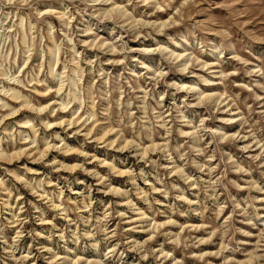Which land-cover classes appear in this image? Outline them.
Listing matches in <instances>:
<instances>
[{
  "label": "rangeland",
  "instance_id": "rangeland-1",
  "mask_svg": "<svg viewBox=\"0 0 264 264\" xmlns=\"http://www.w3.org/2000/svg\"><path fill=\"white\" fill-rule=\"evenodd\" d=\"M0 264H264V0H0Z\"/></svg>",
  "mask_w": 264,
  "mask_h": 264
},
{
  "label": "bare ground",
  "instance_id": "bare-ground-1",
  "mask_svg": "<svg viewBox=\"0 0 264 264\" xmlns=\"http://www.w3.org/2000/svg\"><path fill=\"white\" fill-rule=\"evenodd\" d=\"M79 121H80V120H79ZM75 123H76V122H75ZM75 126H76V125H75ZM82 127H84V126H82ZM80 128H81V127H80ZM82 129H83V128H82ZM82 129H81V130H82ZM104 137H105V136H104ZM101 138H102V137H101ZM100 140L103 141V139H100ZM100 140H99V141H100ZM111 144H112V143H111ZM30 157H31V156H30Z\"/></svg>",
  "mask_w": 264,
  "mask_h": 264
}]
</instances>
